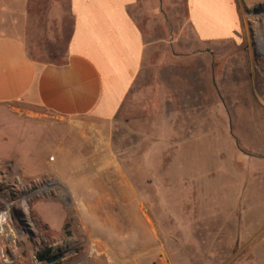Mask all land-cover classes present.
Returning <instances> with one entry per match:
<instances>
[{
    "label": "rangeland",
    "instance_id": "374dc122",
    "mask_svg": "<svg viewBox=\"0 0 264 264\" xmlns=\"http://www.w3.org/2000/svg\"><path fill=\"white\" fill-rule=\"evenodd\" d=\"M238 3L242 39L209 46L187 0H143L152 44L111 121L0 104V264H264V0ZM72 24L69 0H0L38 62Z\"/></svg>",
    "mask_w": 264,
    "mask_h": 264
},
{
    "label": "crops",
    "instance_id": "0c3cea01",
    "mask_svg": "<svg viewBox=\"0 0 264 264\" xmlns=\"http://www.w3.org/2000/svg\"><path fill=\"white\" fill-rule=\"evenodd\" d=\"M142 2L69 0L73 26L65 65L38 62L21 37L0 34V104L21 103L59 117L115 119L140 80L152 44L136 19ZM187 11L200 43L242 39L238 0H187ZM69 185L80 194L78 184ZM85 194L108 200L111 190L88 188Z\"/></svg>",
    "mask_w": 264,
    "mask_h": 264
},
{
    "label": "trees",
    "instance_id": "16d2710c",
    "mask_svg": "<svg viewBox=\"0 0 264 264\" xmlns=\"http://www.w3.org/2000/svg\"><path fill=\"white\" fill-rule=\"evenodd\" d=\"M45 61L42 63H49V64H56V65H65L66 61L60 62V57L57 54V51L51 50L50 52L47 53L45 56Z\"/></svg>",
    "mask_w": 264,
    "mask_h": 264
},
{
    "label": "water",
    "instance_id": "95a60500",
    "mask_svg": "<svg viewBox=\"0 0 264 264\" xmlns=\"http://www.w3.org/2000/svg\"><path fill=\"white\" fill-rule=\"evenodd\" d=\"M260 13H264V9L259 11ZM60 258H62V255L58 256V257H54L53 259L49 260L48 263L51 264L53 262H56L57 260H59Z\"/></svg>",
    "mask_w": 264,
    "mask_h": 264
}]
</instances>
